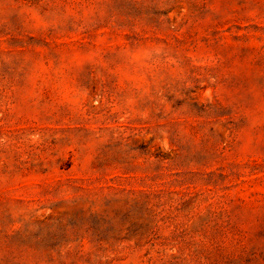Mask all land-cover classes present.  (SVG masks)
Returning a JSON list of instances; mask_svg holds the SVG:
<instances>
[{"label":"rangeland","instance_id":"374dc122","mask_svg":"<svg viewBox=\"0 0 264 264\" xmlns=\"http://www.w3.org/2000/svg\"><path fill=\"white\" fill-rule=\"evenodd\" d=\"M0 264H264V0H0Z\"/></svg>","mask_w":264,"mask_h":264}]
</instances>
